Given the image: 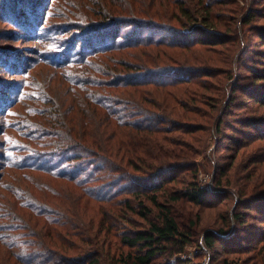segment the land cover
<instances>
[{"label": "trees", "instance_id": "1", "mask_svg": "<svg viewBox=\"0 0 264 264\" xmlns=\"http://www.w3.org/2000/svg\"><path fill=\"white\" fill-rule=\"evenodd\" d=\"M77 1L80 6L88 3L95 15L99 14V19L93 24H82L81 41L64 42L67 47L61 64L45 63L54 69L59 66L70 95L67 98L65 94L59 96L60 108L62 110L63 106L66 113L62 111L55 119H47L44 112H40L38 114L44 117L42 121L32 118L33 131L40 140L34 142L32 154L21 155L17 164L13 163L22 173L14 176L15 182L9 185V194L2 202V210L11 216L0 212V244L12 252L13 257L8 264H49L57 254L47 248L50 244L44 243L53 236L47 233L52 231L61 240L77 236L78 229L72 225L77 220L69 198L57 197L67 185L73 189L70 191L72 204L83 199L108 201L111 207L122 211V215L126 211L123 220L128 215L129 219L142 220L139 226L135 222L131 225L132 220H129L127 225L131 228L121 230L118 236L120 256L115 264H190L181 255L187 246L197 243V222L183 225L185 220L178 219L176 208L179 204L204 207L223 202L226 199L224 187L236 191L238 196L236 208L231 213L233 221L243 225L242 220L255 211V221L264 223V193L254 194L255 186L250 182H238L235 171L226 173L222 165L216 166L212 187L198 180L199 171L205 166L197 159L206 158L213 134L228 136L220 134L223 114L218 120L217 117L221 109L225 112L235 105L238 90L236 84L231 87L230 97L223 106L216 101L212 87L206 85L208 80H217L224 73L218 63H227L216 50L224 43L219 35L220 21L216 20L218 5L209 2L211 0H174L173 3L162 0L166 8L174 5L172 10L177 16L171 17L167 11L159 13L154 9L156 0H148L147 4L146 0H126L125 5L123 0H119V5L117 0ZM25 3L30 5L29 1ZM69 9L62 14L61 21L73 19ZM136 14L141 16L133 19L134 25L138 24L136 29H127L125 21L116 19L121 15L136 18ZM174 17L178 20H173ZM57 25L55 22L46 29L44 40H41L45 47L43 53L63 46L61 38L57 39ZM122 33L127 34L129 40L120 43L118 39ZM140 45L153 47V51L160 52V59L172 62L157 66L158 61L150 59L143 60L145 66H138L126 63L124 60L128 58L123 52L121 66L127 70L132 68L123 76L113 56L102 54L111 49ZM162 48L170 51L164 52ZM258 52L260 63L264 51ZM100 54L102 56H98ZM155 54L153 60L158 58ZM153 64L155 68H148ZM144 67L147 68L142 69ZM250 73L247 77L255 81L264 79V68H252ZM75 74L83 77L75 79ZM95 74L110 80H101ZM245 87L242 97L264 105V84L254 89ZM75 108L78 114H73ZM69 123L77 124L79 130ZM126 181L130 187L116 188ZM239 184L243 187L241 190ZM118 195L125 197L118 198ZM129 196L134 197V202ZM145 200L149 201L148 205ZM237 208L244 209L245 213ZM115 213L116 209L111 217H99V225L106 230L112 229V223L118 225ZM21 224L26 225L24 231ZM225 228L224 224L215 231L205 228L201 233L204 246L213 252L218 246L220 250L235 253L248 234L242 233V229L226 236L230 231ZM255 233L260 236L262 232ZM33 237L41 240L44 248L38 247ZM96 253L90 254L94 257L90 264H99ZM158 259L162 260L157 262ZM252 264H264V256Z\"/></svg>", "mask_w": 264, "mask_h": 264}, {"label": "rangeland", "instance_id": "2", "mask_svg": "<svg viewBox=\"0 0 264 264\" xmlns=\"http://www.w3.org/2000/svg\"><path fill=\"white\" fill-rule=\"evenodd\" d=\"M24 1H29L30 5L24 4ZM123 1L125 5L126 0ZM147 2L148 0L145 1V4ZM173 2L174 0H172ZM209 2L216 3L219 8L216 11V20L219 19L221 22H219L221 29L219 35L223 37L224 43L218 45L216 50L221 60H226L227 63H218L224 73L217 80H208L206 85L213 88L211 90L212 93L215 92L216 101L222 102L223 106L230 97L231 87L236 84L238 90L235 92V105L225 112L221 109L222 112L217 117L218 120L223 114L220 134H228V136L213 134L206 158L197 159L200 165L205 166L204 170L199 171L198 180L203 185L212 187V177L216 174L214 168L222 165L226 173L232 174L235 171L234 176L238 182L242 184L250 182L252 186H255L254 194L264 193V105H257V103H252L248 97H242V94L246 92L242 90L244 86L254 89L264 84V79L255 81L247 77L251 74L252 68H264V59H260V63L257 61V56L260 53L258 50L264 51V45H261V41L264 40V0H211ZM117 3L119 5V0ZM162 4V0H156L154 9L159 13L167 11L171 17L177 16L172 10L174 5H169V8H166ZM67 9L72 12L73 19L61 21L62 14L67 12ZM126 9L127 7H125V11H127ZM136 15V18L133 15H125V17L121 15L116 19L118 22L125 21L124 23L128 24L126 25L127 29H136L138 24L134 25L133 19L141 17L140 14ZM54 16H58V18L54 19ZM98 19L99 14L95 15L88 3L80 6L77 0H0V212L3 215L6 211L2 210L4 208L2 202L6 200L5 195L9 194L8 187L15 182L16 174L22 173L15 169L13 163L17 164L16 161H19L21 155L30 154L34 150V142L40 140L38 134L35 136L36 133L33 131L35 129L31 125L32 118L36 117L37 121H42L44 117L38 114L40 112H44L47 119H55L56 114L62 111L66 113L63 106L61 110L59 105V96L65 94L64 98H67L70 95L65 76L59 71V66L54 69L55 67L45 63L61 64L65 58L64 49L67 47L64 42L81 41L82 24H93ZM173 20H178V18L174 17ZM55 22L58 24L59 32L57 39L61 38L63 46L60 49L43 53L42 50L45 47L41 40H44L46 29ZM139 30L142 31L140 24ZM145 34H150V32ZM125 36L122 33L118 42L128 41V35L125 34ZM156 37H160V34ZM152 48L149 45L125 46L120 50L104 51L102 54L112 55L118 70H121L125 76L124 73L131 72L132 68L127 70L121 66L120 60L123 61V52L128 58L124 60L126 63H135L138 66H145L143 60L150 59L158 61L155 63L157 66L172 62L160 59V52H155ZM162 51L170 50L162 48ZM102 54L98 56H102ZM154 54L158 57L155 60H153ZM156 65L153 64L148 68H155L152 66ZM49 72H53V74ZM64 74H66V69H64ZM75 75L77 76L75 79L83 77V75ZM95 75L101 80L109 79L106 76ZM66 79L68 80L67 77ZM56 99L58 100L57 104L55 103ZM73 114H78V108H75ZM247 118L251 121H245ZM69 125L73 126L71 123ZM100 126L103 128L101 123ZM73 128L78 129V125L74 124ZM234 130L244 131L236 132ZM82 162L84 161L82 160ZM75 163L79 162H73V164ZM129 185L126 181L116 185V188L122 186L128 188ZM64 188L66 190L59 193L57 197L63 200L66 197L69 198L68 202L70 207L72 205L74 219L77 220L76 223L72 222V225L78 229L75 231L77 236L61 240V238L55 237L54 232L47 233L49 236L51 234L53 236L49 240H44V243L50 244L47 248L57 254L49 264H90V260L94 258L90 254L94 252L99 254V264H115L120 256L121 248L118 246V236L121 230L131 228L134 222L136 226H139L142 220L138 217L129 219L130 215L126 217V220H123L122 216L126 215V211L122 215V211L111 207L108 201L94 202L90 199L87 201L83 199L80 203L77 200L72 204L70 191L73 189L70 190L69 185ZM242 188L239 184L238 189ZM223 190L226 191L224 193L226 199L223 202L204 207H187L185 204H179L176 208L178 219L185 220L182 222L183 225L197 222L195 226L197 243L187 246L181 255V258L189 260L190 264H252L257 258L264 256V223L255 221L257 215L255 211H251L252 215H248L242 220L244 221L243 225L233 221L231 213L236 208L238 196L236 191L226 187ZM101 194L102 192H100ZM121 197L124 198L125 195H118V198ZM115 198L116 194L113 196V199ZM133 198V196H129V200L132 202H134ZM148 202L145 200L146 205ZM115 209L118 225L112 223V229L106 230L105 227L99 225L98 218L111 217ZM237 211L245 213L244 209L237 208ZM6 214L9 213L6 212ZM129 220H132L131 225H127ZM223 224L225 229L230 231L226 236L242 229L244 230L242 233L248 234L247 237H244L247 238L246 241L240 242L241 245L237 247L235 253L220 250L218 246L213 252L203 244L202 231L205 228L215 231ZM21 225L24 231L26 225ZM239 225L241 226L239 227ZM258 231L262 232L260 236L255 233ZM33 240L37 242L38 247L44 248L41 240L37 237H33ZM241 240L245 239H239V241ZM10 258H13L12 252L0 244V264H8ZM160 260L162 259H158L157 262ZM171 260L173 261L174 258Z\"/></svg>", "mask_w": 264, "mask_h": 264}]
</instances>
